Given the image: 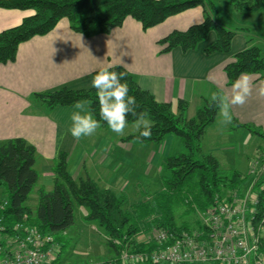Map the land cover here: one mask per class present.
Listing matches in <instances>:
<instances>
[{"label":"trees","instance_id":"obj_1","mask_svg":"<svg viewBox=\"0 0 264 264\" xmlns=\"http://www.w3.org/2000/svg\"><path fill=\"white\" fill-rule=\"evenodd\" d=\"M226 2L235 12L264 11V0ZM195 7L203 9V21L184 30H173L161 38L158 41L161 52L167 53L174 48L184 52L194 50L210 32H214L215 42L205 52L228 53L237 30L224 26L214 18L213 0H0L2 9L29 11L18 25L0 31V64L14 62L21 44L47 35L62 20L72 31L93 37L120 27L127 18L137 21L143 30H147ZM109 70L126 73L122 82H127L129 95L135 97V114H129L128 124L136 122L141 114L152 122L149 138L140 137L137 130L126 140L139 144L160 143L167 135H173L180 140L182 148L177 154L167 156L161 165L162 189L155 192L152 199H144L130 209L124 207L126 200L123 196L101 187L96 180L90 177L73 178L68 169L67 154L60 153L51 170L52 189L40 187L36 190L37 205L33 211L26 202L39 180L35 148L22 138L0 142V204L3 198L7 201L0 210V231L1 228L8 231L23 218L29 220L42 234H52L57 242H66L61 247L56 264H63L61 254L68 246L64 233L74 224L77 206L85 209L84 217L95 221L108 240L122 241L142 229L157 227L173 232L189 231L191 228L185 222L178 224L176 208H184L180 219L197 214L212 207L216 196L225 190L238 188L245 180L238 170L223 172L218 159L201 146L206 129L215 122L219 112L213 99H205L195 115L188 119L187 101L178 100L174 106L158 102L150 92L139 87L124 68L113 66ZM224 71L229 84L242 73L258 74L259 78H264L261 49L251 45L236 53L226 62ZM34 98L47 109L71 107L80 100H86L88 109L100 121L101 128L108 127L100 118L97 92L92 87L77 90L62 87L36 93ZM237 126L264 137L260 130L247 125ZM263 184L264 173L258 178L256 188ZM259 196L264 204V190L259 191ZM261 207L264 209V206ZM113 248L119 255V246L114 245ZM113 262L121 264L118 257Z\"/></svg>","mask_w":264,"mask_h":264},{"label":"crops","instance_id":"obj_2","mask_svg":"<svg viewBox=\"0 0 264 264\" xmlns=\"http://www.w3.org/2000/svg\"><path fill=\"white\" fill-rule=\"evenodd\" d=\"M213 2L214 18L224 26L237 30L228 53L205 52L215 42L214 32H210L194 50L184 52L174 48L167 53L161 52L158 44L161 38L173 30H184L203 21V9L195 7L147 30H143L137 21L127 18L120 27L93 37L72 31L68 23L62 20L47 35L21 44L14 62L0 64V142L22 138L35 148V167L39 175L33 191L35 197L40 187L52 189L51 170L60 153L67 154L68 169L73 178L90 177L125 200L131 180L139 178V173L134 175V168L140 170L146 167V163L150 166L167 156L161 157L156 152L151 154L145 144L123 140L111 142L106 132L98 130L93 135L76 139L69 132L73 106L47 109L34 100V94L62 87L74 90L90 88L93 73L119 66L128 71L139 87L150 92L158 102L174 106L178 100L187 101V118H192L203 101L211 100L213 94L231 98L232 84L228 83L224 65L233 55L251 45L259 47L262 54L258 29L264 27V11L235 12L226 0ZM28 14L29 11L0 8V31L18 25ZM262 30L264 33V28ZM250 76L252 95L243 106L231 107L233 122L264 130V97L258 95L259 83L264 78H259L258 74ZM219 118L217 115V120ZM239 128L243 143L252 138L253 134L246 128ZM206 136L207 133L202 139L203 146L206 145L203 144ZM163 144V148L172 149L176 154L182 148L180 140L173 135H167ZM255 146L250 152L256 160L260 148L257 144ZM221 147L203 148L211 152L220 164L221 155L224 154L227 157L226 170L240 169L238 171L245 180L255 178V175L247 172L250 160L244 155L237 156L235 145ZM137 150L143 158L141 167L136 166L140 163ZM88 152L90 156L86 157ZM256 161L260 167L263 166L264 159ZM108 173L110 175L106 177ZM141 175L144 178V173ZM65 243L60 242V247Z\"/></svg>","mask_w":264,"mask_h":264},{"label":"built area","instance_id":"obj_3","mask_svg":"<svg viewBox=\"0 0 264 264\" xmlns=\"http://www.w3.org/2000/svg\"><path fill=\"white\" fill-rule=\"evenodd\" d=\"M252 187L229 190L216 196L212 207L197 212L198 222L189 231L168 228L142 229L119 246L121 264H264V204L256 188L264 173L258 161L251 164ZM257 175V177H256ZM7 201L0 204L3 210ZM61 247L52 234H42L23 218L8 231H0V264H56Z\"/></svg>","mask_w":264,"mask_h":264},{"label":"rangeland","instance_id":"obj_4","mask_svg":"<svg viewBox=\"0 0 264 264\" xmlns=\"http://www.w3.org/2000/svg\"><path fill=\"white\" fill-rule=\"evenodd\" d=\"M262 28L258 29V32L260 34L258 42H260L259 46H261L262 48V56L264 57V40H263L264 33H263ZM36 102H40V101L37 100ZM254 129L260 130L264 133V130L260 128H254ZM97 130L98 132H106L107 138L111 142L123 140V141L137 144V142L126 140V138L131 133L137 131L136 122L128 124V126L125 129V132L122 135H117L116 133L112 132L108 127L106 128L100 127ZM240 131L241 130L237 126V123L232 122V124L230 125H225L224 123H222L221 118H219V120H217L216 118L215 122L206 129L205 133H207V136L205 137L203 144L206 143V145L204 146L212 148V149L218 146L219 148H222L221 146L223 145H232V146L235 145L234 147L235 151L236 153H238L236 155L241 156V157H243L244 155L246 156L247 160H250V163H249L250 165H249L247 172L249 173V175L252 176L253 174H250V168L252 167L251 164L256 160H259L260 158L264 159V137L252 135L251 136L252 138L251 139L248 138L246 142H244L245 143L244 144L243 141H241L239 137L241 133ZM230 137H232L233 139L230 140ZM255 144H257L260 148L259 153L256 154L258 156L256 160L254 156L252 155V153L250 152V149H253L254 147H256ZM145 145H146V148L150 150L151 154H154V152H156L157 155L160 154L161 157H166L176 152L174 151L173 153L171 151L172 149L167 150V148H163L162 147V145L164 146L163 141H161L160 143H150V144H145ZM135 146L138 147V145H135ZM201 146L202 148L204 147L202 144ZM236 146H237V150H236ZM141 147L143 146L141 145ZM137 152H139V150H137ZM89 156L90 155L88 152L86 154V157H89ZM98 156L102 157V154L101 155L99 154ZM141 159L143 158L140 156V152H139L137 160L140 163L136 164L137 167H141L143 165V162ZM226 159L227 157L224 156V154H222L221 159H220L221 161L220 168L223 172L230 171V169L226 170L227 169L226 167L227 162H225ZM164 160L165 158L163 159L161 158L157 163H154V164L152 163V165L150 166H147L148 164L146 163V167L144 168L141 167L140 170H136L134 168L133 170L135 171L134 175L139 173V178L138 180H135V181L131 180L130 191L129 193L126 194L127 202L125 203V206H124L126 209H130L132 205H136L137 203L143 201L144 199H147V198L152 199L154 196V193L161 190L162 188V185L160 183V176L162 174L161 165L163 164ZM247 160L245 162H247ZM262 165H263L262 167H264V163ZM235 168H238V167H235ZM238 170L240 171V169ZM109 173L107 174L106 177L110 175ZM141 173H144L143 175L144 178L141 177L142 176ZM131 176H132V173H131ZM251 183H252V180H243L240 183L238 188H240L239 190L241 191L247 190L252 187ZM137 184L139 186H137ZM231 190H235V188ZM228 191L229 190H225L224 193L227 194ZM1 198H2V190L0 189V199ZM26 205L30 207V209H32L33 211L36 209L37 197H35L34 192H32L29 195ZM175 210H176L175 213L178 217V224L185 222L188 225V227H190L191 229L196 226L195 223L197 222V219H198L197 214L183 216L180 219L181 212L184 210V208H176ZM84 216H85V209L77 206L75 208L74 224L64 234V237L67 239L68 246L66 249L63 250L61 254L62 263L63 264H113L114 263L113 261L116 259V257H118V254L115 253V249L113 248L114 245L111 243L110 240L105 238L104 230L100 226H98V224L95 221L88 220ZM111 240H113V238H111ZM200 264H215V263L206 262V263H200Z\"/></svg>","mask_w":264,"mask_h":264},{"label":"clouds","instance_id":"obj_5","mask_svg":"<svg viewBox=\"0 0 264 264\" xmlns=\"http://www.w3.org/2000/svg\"><path fill=\"white\" fill-rule=\"evenodd\" d=\"M125 77L126 73L123 71H110L104 68L91 80V87L97 92L100 118L117 135L125 132L129 114H135L136 100L129 95L127 82H122L125 81ZM252 88L251 76L248 73H242L232 83L230 99L226 95L213 94L212 99L218 105V115L222 123L232 124L231 107L243 106L252 95ZM258 95L264 97V81L259 83ZM87 104L86 100H80L73 105L69 132L76 139L93 135L101 127L100 121L93 117ZM136 128L140 137L149 138L152 122L141 114L136 121Z\"/></svg>","mask_w":264,"mask_h":264}]
</instances>
